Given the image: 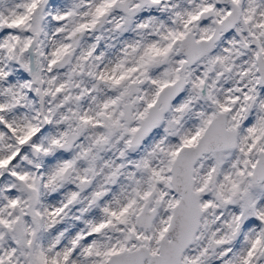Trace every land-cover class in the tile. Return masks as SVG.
<instances>
[{
	"label": "snow or ice",
	"instance_id": "obj_1",
	"mask_svg": "<svg viewBox=\"0 0 264 264\" xmlns=\"http://www.w3.org/2000/svg\"><path fill=\"white\" fill-rule=\"evenodd\" d=\"M0 264H264V0H0Z\"/></svg>",
	"mask_w": 264,
	"mask_h": 264
}]
</instances>
